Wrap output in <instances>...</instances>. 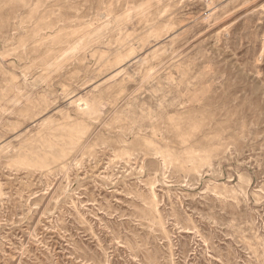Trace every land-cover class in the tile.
I'll list each match as a JSON object with an SVG mask.
<instances>
[{
	"label": "rangeland",
	"instance_id": "374dc122",
	"mask_svg": "<svg viewBox=\"0 0 264 264\" xmlns=\"http://www.w3.org/2000/svg\"><path fill=\"white\" fill-rule=\"evenodd\" d=\"M0 264H264V0H0Z\"/></svg>",
	"mask_w": 264,
	"mask_h": 264
}]
</instances>
